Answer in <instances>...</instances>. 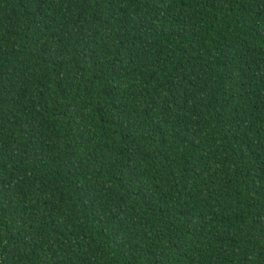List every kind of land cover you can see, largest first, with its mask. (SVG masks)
<instances>
[{"label": "trees", "instance_id": "1", "mask_svg": "<svg viewBox=\"0 0 264 264\" xmlns=\"http://www.w3.org/2000/svg\"><path fill=\"white\" fill-rule=\"evenodd\" d=\"M0 264H264V0H0Z\"/></svg>", "mask_w": 264, "mask_h": 264}]
</instances>
